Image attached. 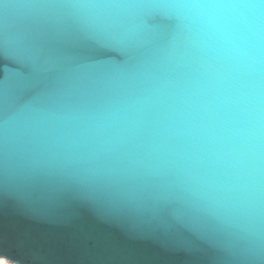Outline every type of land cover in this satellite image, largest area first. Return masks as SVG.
I'll return each mask as SVG.
<instances>
[{
	"label": "water",
	"instance_id": "obj_1",
	"mask_svg": "<svg viewBox=\"0 0 264 264\" xmlns=\"http://www.w3.org/2000/svg\"><path fill=\"white\" fill-rule=\"evenodd\" d=\"M0 0V258L264 264V0ZM7 5V7H5Z\"/></svg>",
	"mask_w": 264,
	"mask_h": 264
},
{
	"label": "clouds",
	"instance_id": "obj_2",
	"mask_svg": "<svg viewBox=\"0 0 264 264\" xmlns=\"http://www.w3.org/2000/svg\"><path fill=\"white\" fill-rule=\"evenodd\" d=\"M194 15L205 22L210 33V39L218 60V83L225 79V65L229 59H235L241 52L240 38L232 31L226 22V6L210 3L195 6Z\"/></svg>",
	"mask_w": 264,
	"mask_h": 264
},
{
	"label": "snow or ice",
	"instance_id": "obj_3",
	"mask_svg": "<svg viewBox=\"0 0 264 264\" xmlns=\"http://www.w3.org/2000/svg\"><path fill=\"white\" fill-rule=\"evenodd\" d=\"M213 3L223 2V0H212ZM7 7V5L5 6ZM11 154V146L4 140L2 146H0V170L6 172L7 161ZM5 264H15L14 261H10L8 258H4Z\"/></svg>",
	"mask_w": 264,
	"mask_h": 264
},
{
	"label": "rangeland",
	"instance_id": "obj_4",
	"mask_svg": "<svg viewBox=\"0 0 264 264\" xmlns=\"http://www.w3.org/2000/svg\"><path fill=\"white\" fill-rule=\"evenodd\" d=\"M0 264H5L4 259H1V258H0Z\"/></svg>",
	"mask_w": 264,
	"mask_h": 264
}]
</instances>
